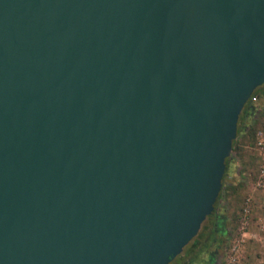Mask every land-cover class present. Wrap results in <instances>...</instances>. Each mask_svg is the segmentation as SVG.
Returning a JSON list of instances; mask_svg holds the SVG:
<instances>
[{
    "label": "water",
    "instance_id": "water-1",
    "mask_svg": "<svg viewBox=\"0 0 264 264\" xmlns=\"http://www.w3.org/2000/svg\"><path fill=\"white\" fill-rule=\"evenodd\" d=\"M262 84L264 0H0V264H169Z\"/></svg>",
    "mask_w": 264,
    "mask_h": 264
},
{
    "label": "rangeland",
    "instance_id": "rangeland-1",
    "mask_svg": "<svg viewBox=\"0 0 264 264\" xmlns=\"http://www.w3.org/2000/svg\"><path fill=\"white\" fill-rule=\"evenodd\" d=\"M254 115L249 123V132L237 138L240 148L231 151V171L227 184L236 186V194L227 195L223 188L221 203L227 206L229 237L225 243L217 246L213 264H264V191L258 190L255 178L261 162L256 150L257 131H264V97L254 98ZM246 197L251 198L249 222L242 227V208ZM239 242V248L231 253L233 244ZM213 249V248H211ZM230 255L234 260L230 261ZM197 264V263H195Z\"/></svg>",
    "mask_w": 264,
    "mask_h": 264
},
{
    "label": "trees",
    "instance_id": "trees-1",
    "mask_svg": "<svg viewBox=\"0 0 264 264\" xmlns=\"http://www.w3.org/2000/svg\"><path fill=\"white\" fill-rule=\"evenodd\" d=\"M260 94L264 97V84L257 86L248 101L245 103L237 125V137L240 134L243 136L246 134L244 128L246 127L245 119L247 114L250 112L252 106L250 105L251 99L256 95ZM238 138L233 141V149L240 148L238 143ZM230 157L226 158V168L222 179V189L219 192L216 202L214 203L213 211L207 215L204 223L201 226V229L197 235L184 247L183 251L177 255L169 264H208L207 259L209 258L211 248H214V239H216V229L214 226V210L216 208L218 199L223 193V188L227 191V195L236 194V186L227 184L228 177L230 176V171L232 165L230 164Z\"/></svg>",
    "mask_w": 264,
    "mask_h": 264
},
{
    "label": "flooded vegetation",
    "instance_id": "flooded-vegetation-1",
    "mask_svg": "<svg viewBox=\"0 0 264 264\" xmlns=\"http://www.w3.org/2000/svg\"><path fill=\"white\" fill-rule=\"evenodd\" d=\"M259 96H262L260 94H256L250 101V105L252 106L250 112L247 114L246 119H245V124L246 127L244 128V132L247 133L249 132V123L253 120L252 116L254 115V101L253 99L258 98ZM251 120V121H250ZM231 159H230V164H231ZM221 199H222V195L221 197L218 199L216 208L214 210V226L216 229V239H214V248L211 250L209 258L207 259L208 264H213V257L215 255V253L217 252V246L220 245V243H225V241L228 239L229 237V223H227V214L225 213L227 206H225V204L221 203ZM225 210V211H224Z\"/></svg>",
    "mask_w": 264,
    "mask_h": 264
},
{
    "label": "built area",
    "instance_id": "built-area-1",
    "mask_svg": "<svg viewBox=\"0 0 264 264\" xmlns=\"http://www.w3.org/2000/svg\"><path fill=\"white\" fill-rule=\"evenodd\" d=\"M256 150L259 152L261 156V162L259 165V169L255 178L254 185L258 190L264 191V131H257L256 141H255ZM251 212V198L246 197L243 208H242V216H241V224L242 227L249 222ZM237 243L233 244L231 247V253H234L238 250L239 245ZM230 261L234 260V256L230 255Z\"/></svg>",
    "mask_w": 264,
    "mask_h": 264
}]
</instances>
